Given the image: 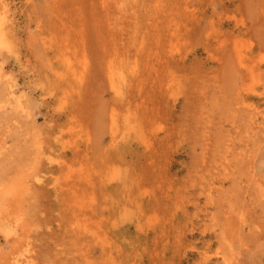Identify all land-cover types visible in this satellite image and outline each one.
I'll return each instance as SVG.
<instances>
[{
	"label": "rangeland",
	"instance_id": "1",
	"mask_svg": "<svg viewBox=\"0 0 264 264\" xmlns=\"http://www.w3.org/2000/svg\"><path fill=\"white\" fill-rule=\"evenodd\" d=\"M6 2L33 263L264 264V0Z\"/></svg>",
	"mask_w": 264,
	"mask_h": 264
},
{
	"label": "bare ground",
	"instance_id": "2",
	"mask_svg": "<svg viewBox=\"0 0 264 264\" xmlns=\"http://www.w3.org/2000/svg\"><path fill=\"white\" fill-rule=\"evenodd\" d=\"M0 10V48H8L6 19L10 6L6 0H0ZM16 92L12 86L11 96H15ZM29 177L23 174L7 185L0 184V200L9 199L8 206L3 209L0 206V230L3 231L5 240L13 241V248L6 258L0 260V264H34L31 249L25 238L27 225L23 209L24 195L30 191ZM35 179L38 183L42 182L38 177Z\"/></svg>",
	"mask_w": 264,
	"mask_h": 264
}]
</instances>
